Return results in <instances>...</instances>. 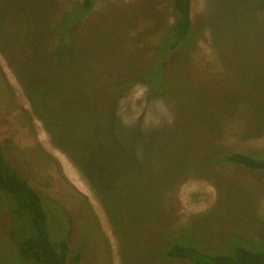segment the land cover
I'll use <instances>...</instances> for the list:
<instances>
[{
    "label": "rangeland",
    "instance_id": "374dc122",
    "mask_svg": "<svg viewBox=\"0 0 264 264\" xmlns=\"http://www.w3.org/2000/svg\"><path fill=\"white\" fill-rule=\"evenodd\" d=\"M81 2L0 0V32L6 30L11 39L4 41L0 36V146L10 164L44 196L51 239L69 245L72 259L68 264H192L157 259L153 231H161L159 223L154 220V225L150 213L134 211L125 200L118 205L117 214L123 216L125 226L115 229L90 179L53 144L45 126L33 114L19 75L28 73L44 90L54 83L44 58L52 55L57 27L65 28L71 22L74 16L69 12ZM192 20L200 39L192 44L187 60L183 58L186 51L180 50L174 55L175 62L167 65V90L159 101H147L142 83L131 86L122 94V118H139L148 110L145 117L151 121L175 124L182 130L172 116L173 104L183 100L188 105L183 106L185 113L189 108L193 112L207 83L215 89H234L236 96L247 103L257 97L264 111V0H193ZM157 21L162 26L155 32L152 29ZM87 22L94 23L68 28L67 34L64 30L68 42L59 62L66 65L72 56L96 55L100 60L86 71L91 79L101 75L103 83L110 78L105 72L111 71L104 58L113 57L121 68L133 55L130 52H145L144 59L151 58L174 23L169 0H97ZM144 33L148 36L140 38ZM66 68L53 73H72ZM57 98L51 95L55 103ZM59 103L66 108H61L57 117L66 125L74 121L75 112L88 118L89 106L83 101L68 96ZM237 112L235 117L221 121L220 146L233 153H264V131L245 138L243 108ZM93 137L104 141L96 148L98 162L106 165L107 160L101 156L109 155L116 161V170L119 146L106 132ZM171 192V198L163 197V205L174 216V229L185 230L219 250L230 248L234 236L264 246V173L230 164L212 166L203 177L184 179ZM156 213L161 220L162 206ZM13 220L14 226L8 200L0 192V264L13 263L10 260L18 251L17 239L30 231L26 214ZM75 255H80L79 262L73 261Z\"/></svg>",
    "mask_w": 264,
    "mask_h": 264
},
{
    "label": "trees",
    "instance_id": "16d2710c",
    "mask_svg": "<svg viewBox=\"0 0 264 264\" xmlns=\"http://www.w3.org/2000/svg\"><path fill=\"white\" fill-rule=\"evenodd\" d=\"M192 1L169 0L174 23L167 28L151 58L145 60V52H130L133 55L128 61L124 60L122 68L121 63L116 62L113 57L104 58L111 71H104L110 78L103 83L101 75L98 79H91L86 71L89 65L100 60L96 55H88L86 58L72 56V61L66 65L59 62L61 52L68 42L64 30L67 34L68 28L75 29L81 23H94L87 20L94 14L97 0H82L80 5L70 10L69 14L74 17L67 27L58 25L55 45L51 46L52 55L44 58L51 68L50 76H53L54 83L44 90L32 82L28 73L23 72L19 77L23 79V87L33 114L45 126L53 144L90 179L93 189L105 204L115 229L125 226L123 216L117 215L120 210L118 205L125 200L134 206V211L150 213L154 225V220L159 223L161 231L158 232L161 233L153 231L157 259H176L192 264H264L263 245L238 236L231 237L230 248L224 250L203 244L191 233L188 235L185 230L174 229V216L163 205V197L170 195L166 197L171 198L172 188L182 180L193 176L203 177L212 166L230 164L264 173V153L227 152L220 146L222 136L218 129L223 119L235 117L238 108L242 107L245 138L259 136L260 131H264V111L257 97L253 102L249 100L247 103L239 95L236 96L234 89H215L207 83L206 92L194 104L193 112L189 108L185 113L183 106L188 105L183 100H176L173 104L172 116L182 130L175 124L168 126L166 123L151 121L148 116L145 117L148 110L144 116L127 120L119 113L123 92L137 83H142L146 88L147 101H159L161 94L167 90V65L175 62L174 55L180 50L186 51L183 58L187 60L192 44L200 39V34L193 30ZM154 26L152 30L157 32L162 22L157 21ZM0 36H3L4 41H11L7 38L6 30L1 31ZM145 36L148 33L139 37ZM4 53L7 58L12 59L5 50ZM66 66L72 73L67 71L65 76L53 73V70L65 69ZM51 92L59 98L56 99L58 103L51 99ZM68 96L88 104L87 119L75 112L72 116L74 121L66 125L62 118L57 117L61 108L65 107L59 102ZM101 132H106L121 151L116 170L113 157L102 155L101 158L107 160L104 166L97 160L99 153H95L96 148L99 144L104 145V141H97L93 135ZM94 143L95 146L92 145ZM132 167H136V170ZM0 192L8 200L12 225L14 226V217L26 214L30 227L28 234L17 239L18 251L10 262L68 264L69 259H72L69 245L64 241L56 242L51 239L44 196L10 164L1 146ZM159 206L164 210L161 220H158L159 215L156 213ZM73 261L79 262L80 255H75Z\"/></svg>",
    "mask_w": 264,
    "mask_h": 264
}]
</instances>
